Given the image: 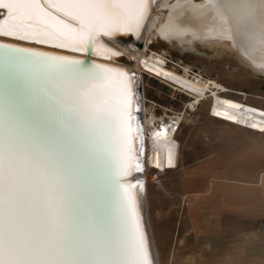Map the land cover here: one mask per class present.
<instances>
[{
	"label": "snow or ice",
	"instance_id": "6c2138e0",
	"mask_svg": "<svg viewBox=\"0 0 264 264\" xmlns=\"http://www.w3.org/2000/svg\"><path fill=\"white\" fill-rule=\"evenodd\" d=\"M147 4L0 0V264H153L134 74L63 54L119 56Z\"/></svg>",
	"mask_w": 264,
	"mask_h": 264
},
{
	"label": "rangeland",
	"instance_id": "374dc122",
	"mask_svg": "<svg viewBox=\"0 0 264 264\" xmlns=\"http://www.w3.org/2000/svg\"><path fill=\"white\" fill-rule=\"evenodd\" d=\"M160 2H153L154 12L160 9ZM146 35L150 34L146 33L144 40H137L135 45L144 47ZM149 38L147 53L162 56L167 68L175 72L180 68L186 70V66L199 69L208 76L207 80L230 89L232 97L241 100L247 97L248 103L264 108V74L255 72L230 50L211 43L190 45ZM141 91L147 116L184 113L190 100L186 97L173 100L169 87L149 77ZM212 104L209 99V104L202 103L196 111L185 113L178 138L172 143L174 147L170 146L166 173L148 172L146 210L160 264H264V177L259 183L255 176L264 173V134L211 118L208 108ZM178 140L181 151L183 144H187L192 157L212 155L213 160L187 162L181 158L179 162ZM251 144L255 146H247ZM225 152L239 154H233L230 157L233 161L228 163L222 156ZM229 165L235 167L232 172L242 174L244 181L259 185L256 190L243 192V201L248 203L241 206L242 216H234L232 212H228L229 217L222 214L225 204L221 193L225 189L221 188V182L227 177L229 171L225 167ZM214 183L218 193L210 191Z\"/></svg>",
	"mask_w": 264,
	"mask_h": 264
},
{
	"label": "bare ground",
	"instance_id": "6f19581e",
	"mask_svg": "<svg viewBox=\"0 0 264 264\" xmlns=\"http://www.w3.org/2000/svg\"><path fill=\"white\" fill-rule=\"evenodd\" d=\"M154 1L148 0L146 19L137 33L132 34L131 38L129 36L131 34H120L124 35V39H128L129 43L126 42L127 44H125L118 40L101 37L106 46L126 57L125 62L115 61L117 56L110 60L102 59L96 54L94 48L93 54L96 57H91V59L96 63L134 73L135 76L139 77L141 88L145 87L146 78L153 76L162 80L161 83H166L173 92L174 88H178L177 86L190 90V100L185 104L184 113L172 111L170 115L166 113L158 117L154 114L147 116L146 109L142 107L141 94L143 92L140 88V110L134 112L138 118L137 122L143 130L140 138L142 145L140 142H137L136 145L138 149L142 147L143 154L140 161L143 165V171L134 172L127 179L138 181L142 179L143 181L141 182L143 184L142 190H144L143 202L142 190H137L142 220L153 264H160L148 211L146 210L148 172L156 170L160 173H166L170 146L180 131L178 129L175 133L172 128H169L168 122L163 121L168 118L175 121L176 125L180 123L179 128H181L186 112L196 111L199 105L202 103L209 104V99H211L213 104L208 108V114L211 118L232 127L264 134V108L248 103L246 96L242 100L232 97L234 95L232 91L216 81L208 80L209 83H207L202 79L203 83L193 84L186 77V73L191 69L189 66H186V70L184 69L186 71L185 76L178 71L177 73L167 68L162 56L153 52L147 53L148 44L151 43L149 36L155 37V40L160 38L166 43L176 41L180 44L208 43L207 45H209L211 43L220 45L236 54L239 60L255 72L263 75L264 0H160V9L157 12L152 10ZM146 33L150 35H146L144 47L139 48L135 43L137 40L143 41ZM63 54L76 56L80 59L85 57L75 53ZM255 98L263 100L262 97ZM136 101L138 105V100L136 99ZM211 110L216 116L210 114ZM263 176L264 174L260 176L261 180Z\"/></svg>",
	"mask_w": 264,
	"mask_h": 264
},
{
	"label": "crops",
	"instance_id": "0c3cea01",
	"mask_svg": "<svg viewBox=\"0 0 264 264\" xmlns=\"http://www.w3.org/2000/svg\"><path fill=\"white\" fill-rule=\"evenodd\" d=\"M178 142H179V148H180L179 156H178L179 162H180L181 158L183 160H186L187 162H189V161L205 162V161H212L213 160L212 155L207 156V157H203V156L202 157H196V158L192 157L191 152H190V148L188 146L186 147L187 144H183L184 147L181 151V143L179 140H178ZM171 146L174 147L173 144ZM247 146L251 148L255 145L251 144V145H247ZM171 151H172V149L170 150V152ZM233 154L234 153L225 152L224 154H222V156L224 155V159L226 162L231 163L233 161V159H230V157ZM237 154H239V152H236L234 155L236 156ZM234 160L237 161L236 158ZM178 167H179V164H178ZM225 168L229 172L227 173V177L224 180H222V182H221L222 183L221 188L225 189V191L221 193L222 197L224 196L223 201L225 204L224 211L222 210V214H224L225 217H229L231 214H229L228 212H232V213H234V216H242L241 209L243 207V204H244V202L248 203V200L243 201L244 200L243 192L247 191V190L252 191L255 188H259L258 187L259 185H255L254 182L244 181L242 179L241 173H237L236 171L232 172V169H234L235 167H231V165H229ZM262 174H264V173H261L260 175H258V174L255 175L256 180L258 178L259 183L261 181L260 176ZM201 182H202V179H201ZM215 186H216L215 183L210 185V188H211L210 191L212 193H218L219 192V190L214 188ZM201 187H199V188H201ZM199 192L200 191H198L197 193H199ZM231 193H234V194H231ZM251 202H253V201H251ZM232 205H234V207H232ZM154 240H155V238H154ZM155 244H156V241H155Z\"/></svg>",
	"mask_w": 264,
	"mask_h": 264
},
{
	"label": "built area",
	"instance_id": "2783aa9c",
	"mask_svg": "<svg viewBox=\"0 0 264 264\" xmlns=\"http://www.w3.org/2000/svg\"><path fill=\"white\" fill-rule=\"evenodd\" d=\"M178 72H180L182 75L185 76V73L186 71L182 68H180L179 70L177 69ZM187 74V78L190 79L193 84L195 85H198L199 83H203L202 82V79L209 83V81L207 80L208 76L206 74H204L201 70L199 69H196V68H191L189 69V71L186 73ZM147 77V76H146ZM149 78L153 79V80H156L158 81L159 83L163 82L162 80H160L159 78H156V77H151L149 76ZM201 81V82H200ZM164 84L165 86H167L166 83H162ZM168 87V86H167ZM178 88L175 89L174 88V92H172L173 94V100L177 99V98H182V97H186V98H190V90H188L187 88L185 87H182V86H177ZM173 88V87H172ZM210 114L212 116H216L214 114V112L211 110L210 111ZM163 122L167 123L168 122V125H169V128H172L174 130V132L176 133L178 131V129H180V123L178 125L175 124V121L173 120H170L168 118H166ZM178 137V136H177ZM262 230L264 231V225H262Z\"/></svg>",
	"mask_w": 264,
	"mask_h": 264
},
{
	"label": "water",
	"instance_id": "95a60500",
	"mask_svg": "<svg viewBox=\"0 0 264 264\" xmlns=\"http://www.w3.org/2000/svg\"><path fill=\"white\" fill-rule=\"evenodd\" d=\"M124 35H116L114 38H109V37H107L108 39H112V40H118V41H121V42H123V43H125V44H127L126 42H128L129 43V40L128 39H124V37H123ZM130 36V38H131V36H132V34L131 35H129ZM106 38V37H105ZM130 41H132V40H130ZM79 55H81V54H79ZM83 56H85V55H83ZM91 57H96L95 56V54H93V49L91 50V52L87 55V56H85V57H83V59H86V60H88L90 63L91 62H94V63H96L95 61H93L92 59H91ZM117 58V60H115V61H123V62H125L127 59H126V57L123 55V54H120L119 56H117L116 57ZM105 60H110V59H105ZM130 74H134V73H130ZM134 79H135V91H136V93H137V100H138V107H139V109H140V105H141V102H140V94H141V92H140V82H139V77L138 76H135V74H134ZM140 158H142V155L140 156ZM140 180V182H143L142 181V179H139ZM141 197H142V202H143V198H144V190H142V192H141Z\"/></svg>",
	"mask_w": 264,
	"mask_h": 264
}]
</instances>
